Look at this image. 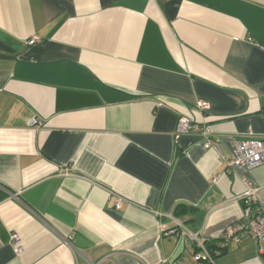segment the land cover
<instances>
[{"label":"crops","instance_id":"1","mask_svg":"<svg viewBox=\"0 0 264 264\" xmlns=\"http://www.w3.org/2000/svg\"><path fill=\"white\" fill-rule=\"evenodd\" d=\"M0 56V264H264L223 239L264 164L221 159L264 138V0H0Z\"/></svg>","mask_w":264,"mask_h":264},{"label":"built area","instance_id":"2","mask_svg":"<svg viewBox=\"0 0 264 264\" xmlns=\"http://www.w3.org/2000/svg\"><path fill=\"white\" fill-rule=\"evenodd\" d=\"M36 39H31L29 44H33ZM199 110H207L209 108L206 102L199 101L196 103ZM36 120L31 121L34 125ZM198 134L204 139V147L212 148L215 143L210 139L209 130L198 124L189 121L186 118H180L174 133L176 140L183 136ZM232 151L228 157H221L228 167H246L253 169L264 164V138L246 137L242 139H232ZM256 188L248 186V190L243 197V211L240 219L230 226L224 233L223 239L233 241L238 244L245 238L253 240L264 239V206L256 203ZM175 230L169 231V234H175ZM187 239L196 245L195 260H210V256L204 246L205 241L195 234L186 233ZM12 240L16 241V236H12ZM264 259V251L262 252Z\"/></svg>","mask_w":264,"mask_h":264},{"label":"trees","instance_id":"3","mask_svg":"<svg viewBox=\"0 0 264 264\" xmlns=\"http://www.w3.org/2000/svg\"><path fill=\"white\" fill-rule=\"evenodd\" d=\"M183 207V205H178L175 207L174 209V214L177 215L179 213V209H181ZM223 242V239H218V240H215V241H210V242H205L204 243V246L207 250L208 253L212 254V250L214 249H220V246L218 245L219 243Z\"/></svg>","mask_w":264,"mask_h":264},{"label":"water","instance_id":"4","mask_svg":"<svg viewBox=\"0 0 264 264\" xmlns=\"http://www.w3.org/2000/svg\"><path fill=\"white\" fill-rule=\"evenodd\" d=\"M0 58H4V57L0 56Z\"/></svg>","mask_w":264,"mask_h":264}]
</instances>
